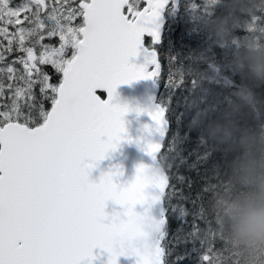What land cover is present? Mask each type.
I'll return each instance as SVG.
<instances>
[{"label": "snow or ice", "instance_id": "snow-or-ice-1", "mask_svg": "<svg viewBox=\"0 0 264 264\" xmlns=\"http://www.w3.org/2000/svg\"><path fill=\"white\" fill-rule=\"evenodd\" d=\"M168 4L0 0V264H93L96 248L108 252V264H119L121 256L165 264V220L147 252L130 241L145 235L135 206L146 202L149 186L165 193L168 175L148 176L142 165L135 181L120 188L112 173L92 182L95 164L85 162L104 159L124 138L129 109L112 103L116 88L162 74L146 37L160 41ZM141 52L147 63H130ZM97 89L107 92V100ZM166 113L163 107L149 113L162 134ZM149 151L155 156L166 149L150 144ZM109 200L125 206L127 220L104 223ZM200 231L194 226L190 238L198 240ZM200 242L203 264H212L215 247Z\"/></svg>", "mask_w": 264, "mask_h": 264}, {"label": "clouds", "instance_id": "clouds-1", "mask_svg": "<svg viewBox=\"0 0 264 264\" xmlns=\"http://www.w3.org/2000/svg\"><path fill=\"white\" fill-rule=\"evenodd\" d=\"M224 5L216 17H204L203 26L219 41L230 42L235 26L250 20L246 39L231 59L243 78L236 97L223 110L221 121L206 130L230 159L225 169L227 192L210 198L211 214L218 220L228 251L238 264H264V112L258 125H245L256 118L254 109L264 106V0H215Z\"/></svg>", "mask_w": 264, "mask_h": 264}, {"label": "trees", "instance_id": "trees-1", "mask_svg": "<svg viewBox=\"0 0 264 264\" xmlns=\"http://www.w3.org/2000/svg\"><path fill=\"white\" fill-rule=\"evenodd\" d=\"M191 5L192 3L187 8ZM186 10H188L186 7H180L179 13H184ZM179 13L173 11L172 15L166 18L168 28L171 29L169 33H173L175 23L180 24L174 18L178 17ZM167 32L166 27L163 39L167 38ZM181 35L179 33L173 38L174 52L176 46L180 44ZM146 41L148 46H154L156 49L161 44L153 45L151 39L147 37ZM159 59L162 64L163 55H160ZM179 63L187 67L199 68H205L207 65L203 61L194 62L189 57L179 60ZM46 70L53 73L49 66H46ZM228 72L233 73L229 81L230 85L240 88L239 84H243L242 76L232 67ZM162 75L156 77V81L163 88ZM210 82L199 81L197 77L188 74L171 85L168 97L165 92L158 95V101L167 110L166 115L169 117V127L163 142L166 151L158 156L160 164L169 177V187L163 195L166 223L162 231L166 234L167 249L165 264H173L174 258L177 260L191 245L208 239V233L216 227L218 221L211 214L210 198L221 191L230 190V185L224 176L231 157L205 134L211 125L221 121L222 111L225 108L221 107L220 102L223 97L219 85ZM230 99L232 102L234 98L230 96ZM244 124L256 125L254 119L247 118ZM218 160L223 165L218 163ZM197 225L201 231L198 240H193L190 234ZM177 261V264L182 263Z\"/></svg>", "mask_w": 264, "mask_h": 264}, {"label": "water", "instance_id": "water-1", "mask_svg": "<svg viewBox=\"0 0 264 264\" xmlns=\"http://www.w3.org/2000/svg\"><path fill=\"white\" fill-rule=\"evenodd\" d=\"M178 0H169V4L162 10L160 18L161 38L166 31V12L170 4L176 5ZM144 5H142L143 7ZM148 47V46H147ZM150 50L157 49L148 47ZM161 62V61H160ZM130 63L141 66L147 63V57L143 52L130 59ZM162 65V64H161ZM153 66L149 65L151 69ZM159 87L155 78L133 80L131 83H122L116 88L115 96L112 100L114 104L127 106L129 111L124 115V138L113 149H110L105 158L99 161H86L85 163H94L95 166L89 169V179L92 182L99 183L101 178L109 173L114 174L115 182L120 188H125L135 181L138 169L143 165L146 175L153 176L161 172L166 173L160 164L158 156L160 153L153 154L149 151L150 144H162L165 140L168 125L163 134L156 121H153L150 112H155L158 108L163 107L158 101ZM97 95L107 100L108 94L102 89H97ZM164 108V107H163ZM105 139H107L105 137ZM147 200L143 204H137L134 211L139 214L140 224L145 235L137 240L130 241L131 244L140 248L141 252H147L151 245L159 238L161 230H157V224L160 220H165L163 195L159 188L149 186L146 190ZM159 197V199H153ZM106 218L105 224H111L113 218L116 222L125 221L128 217L125 215L126 208L124 205L117 204L109 200L104 209ZM118 215V217H117ZM164 226V224H163ZM162 226V228H163ZM96 259L93 264H108L109 254L100 248L94 250ZM137 257L121 256L119 264H136ZM85 264L87 262L85 261Z\"/></svg>", "mask_w": 264, "mask_h": 264}, {"label": "rangeland", "instance_id": "rangeland-1", "mask_svg": "<svg viewBox=\"0 0 264 264\" xmlns=\"http://www.w3.org/2000/svg\"><path fill=\"white\" fill-rule=\"evenodd\" d=\"M13 2L19 4L22 0H13ZM191 3V7L187 8ZM180 7H186L188 10L184 13H179ZM173 11L179 13L178 17L174 14V18L180 24L177 25L175 23L173 33H169L171 29L168 28L167 23V38L163 39L164 41L157 47L159 57L163 55L162 81L164 84L162 88L157 83L159 86L158 95L165 92L168 97L171 85L184 75L191 74L197 77L199 81L202 80L206 83L211 81L219 85L220 88H218L221 89L223 97L220 103L222 104L221 107L224 108L231 102L230 96L231 98H235L239 90V88H234L230 85L229 81L233 73H229L228 69L232 67L231 59L234 53L239 50L240 41L247 38L250 20L248 18L242 19L235 26L231 41L225 43L219 41L213 33L206 30L202 23L206 16L216 17L221 15L224 12L223 4L210 3L209 0H178L176 5L170 4L166 12V18L168 15H172ZM257 19L264 24V16H260ZM179 33L182 34L180 44L176 46V52H174L172 50L173 38ZM188 57L194 62L203 61L207 65L205 68H199L197 66L187 67L179 63V60L181 61V59ZM13 58H15V54L9 59ZM49 67L51 68V66ZM51 71L54 72L52 68ZM239 85L241 86L242 84ZM254 111L256 113L254 122L258 125L262 122L264 106H260L254 109ZM220 160L217 162L223 165ZM202 241L205 248L215 247L216 249L209 257L212 264H238L235 256L228 251L223 230L218 221L216 227L208 233V239ZM213 241H215L214 245ZM203 255L204 248L201 242H199V244L191 245L177 260L181 261V264H203ZM177 260L174 258L173 264H177Z\"/></svg>", "mask_w": 264, "mask_h": 264}]
</instances>
